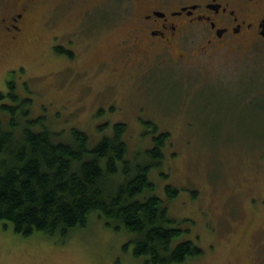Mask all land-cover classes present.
Listing matches in <instances>:
<instances>
[{
  "label": "rangeland",
  "instance_id": "1",
  "mask_svg": "<svg viewBox=\"0 0 264 264\" xmlns=\"http://www.w3.org/2000/svg\"><path fill=\"white\" fill-rule=\"evenodd\" d=\"M132 5L41 0L23 37L0 41V92L13 77L18 96L31 100L30 117H44L65 142L76 128L93 147L124 123L129 160L152 147V122L169 134L163 159L148 171L152 194L186 230L174 244L190 240L203 251L183 264L264 258V42L241 38L173 65L131 46ZM4 6L0 0V19ZM166 186L175 197L167 198ZM130 239L96 213L62 241L22 237L0 223V264H143L131 244L123 248Z\"/></svg>",
  "mask_w": 264,
  "mask_h": 264
},
{
  "label": "trees",
  "instance_id": "2",
  "mask_svg": "<svg viewBox=\"0 0 264 264\" xmlns=\"http://www.w3.org/2000/svg\"><path fill=\"white\" fill-rule=\"evenodd\" d=\"M54 49L71 56L69 51ZM6 83L7 92H0V223L4 229L10 226L22 237L39 234L62 241L96 213L106 227L131 235L123 248L131 244L132 256L143 257V264H183L203 253L190 240L174 244L186 230L152 194L148 171L163 159L168 133H157V126L149 123L153 144L139 161L126 159V125L121 122L113 125L110 137L93 147L88 135L76 128L65 142L43 125L44 117H30L31 100L18 96L14 78ZM116 179V186L108 190L107 182ZM165 193L173 198L177 190L166 186Z\"/></svg>",
  "mask_w": 264,
  "mask_h": 264
},
{
  "label": "flooded vegetation",
  "instance_id": "3",
  "mask_svg": "<svg viewBox=\"0 0 264 264\" xmlns=\"http://www.w3.org/2000/svg\"><path fill=\"white\" fill-rule=\"evenodd\" d=\"M40 1L4 0L0 19L2 45L17 43L23 37ZM132 8L131 46L141 48V54H148L149 58L165 57L173 65L187 64L194 56L209 57L219 47L241 38L264 42V0H133ZM120 56L126 61L130 59L127 53ZM245 261L264 264L263 256L226 264Z\"/></svg>",
  "mask_w": 264,
  "mask_h": 264
}]
</instances>
